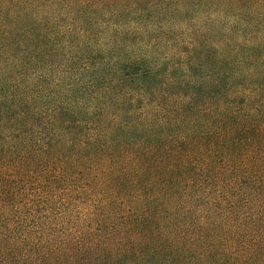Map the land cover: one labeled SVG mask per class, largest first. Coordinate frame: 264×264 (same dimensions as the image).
Returning a JSON list of instances; mask_svg holds the SVG:
<instances>
[{"label":"trees","instance_id":"16d2710c","mask_svg":"<svg viewBox=\"0 0 264 264\" xmlns=\"http://www.w3.org/2000/svg\"><path fill=\"white\" fill-rule=\"evenodd\" d=\"M0 264H264V0H0Z\"/></svg>","mask_w":264,"mask_h":264}]
</instances>
